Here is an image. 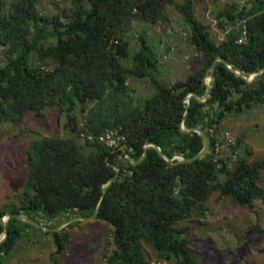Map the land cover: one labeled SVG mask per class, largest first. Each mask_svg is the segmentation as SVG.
Instances as JSON below:
<instances>
[{"label":"trees","instance_id":"16d2710c","mask_svg":"<svg viewBox=\"0 0 264 264\" xmlns=\"http://www.w3.org/2000/svg\"><path fill=\"white\" fill-rule=\"evenodd\" d=\"M171 5L181 13L190 29L185 37L201 57L185 78L164 82L155 75L156 57L145 35H139L135 54L125 35L135 20L166 18ZM195 8V0H66L64 7L42 12L40 0H0V135L8 124L23 125L30 113L57 110L69 118L66 133L35 138L27 147L20 201L0 208V239L8 230L0 264L28 228L51 234L57 253L71 244L67 227L73 224L47 233L12 216L4 225L8 212L49 224L61 215L90 217L102 199L96 220L109 229L113 248L107 264H158L147 259L145 243L161 258L201 264L181 223L203 216L216 191L245 206L264 200V157L234 160L215 151L227 113L264 104V71L248 81L218 61L208 100L187 96L204 97L205 77L218 56L240 70L264 68V0L224 6L216 15L226 32L221 41L196 18ZM244 19L248 38L238 43ZM134 78L149 79L150 97L134 98L129 84ZM182 125L209 135L204 156L186 162L176 158H192L205 145L199 132H185ZM115 128L126 136L123 144L134 160L153 142L173 161L148 146L146 157L132 164L120 147L97 138ZM114 166L119 176L104 191L118 172Z\"/></svg>","mask_w":264,"mask_h":264},{"label":"rangeland","instance_id":"374dc122","mask_svg":"<svg viewBox=\"0 0 264 264\" xmlns=\"http://www.w3.org/2000/svg\"><path fill=\"white\" fill-rule=\"evenodd\" d=\"M235 1L241 3L246 0H195L196 18L209 26L218 41L222 40L225 32L219 26L216 15L224 6ZM65 5L66 0H40L42 12H53ZM169 28L174 30L173 34L168 33ZM183 32L189 34L190 29L179 10L171 5L168 6L166 18L157 23L135 20L125 36L130 42L132 54H135L140 47L139 35H145L156 57L155 75L164 82H170L185 78L200 61V54L196 53ZM165 55L167 57L164 58ZM253 79L247 77L248 81ZM206 81L212 83L208 76ZM129 84L137 101L150 97L154 90L147 78H134ZM68 119L67 115L54 110L45 111V116L30 113L24 124L18 127L13 124L5 126L0 135V208L20 201L29 167L26 156L29 143L46 135H63L68 129L65 126ZM220 127L232 131L237 138L238 143L231 151V158L236 160L244 155L249 161H255L264 157V104L246 109L243 113H227ZM176 158L182 159L181 156ZM261 183L264 185V170ZM206 204L208 210L203 216L194 215L181 223L188 227L190 247L199 262L264 264V200L257 198L251 206H245L216 191ZM69 219V216L61 215L47 221L49 224L46 220L40 224L56 228ZM78 221L81 223H76ZM70 224L73 225L67 230L71 235V244L62 253H57L51 234L28 228L25 237L5 257L4 264H107V256L113 248L109 242L107 224L93 219L75 220L65 226ZM43 227L38 228L49 233ZM144 247L150 262L177 264L175 259L161 258L148 244L145 243Z\"/></svg>","mask_w":264,"mask_h":264},{"label":"water","instance_id":"95a60500","mask_svg":"<svg viewBox=\"0 0 264 264\" xmlns=\"http://www.w3.org/2000/svg\"><path fill=\"white\" fill-rule=\"evenodd\" d=\"M218 61H222L226 64V66L231 70L233 71L237 76H240V77H244L247 79V77H252L254 78L257 74L261 73L264 71V68H261L260 70L258 71H244V70H240L238 68H235L233 67L232 65L228 64L226 62V60L222 57V56H218L215 61L212 63V65L210 66L209 68V72L208 74L206 75V77L208 76V78H210V82H212L211 84H208L207 81H206V77H205V82L207 83V90H206V94L204 95L203 98H201L197 93L195 92H191L189 93L187 96H194L197 100H199L200 102H205L208 100V98L210 97V93H211V90H212V87H213V82H214V79H215V69H216V64ZM188 114V109L186 110V113H185V118ZM181 129L185 132H192V131H196V132H199L205 139V145L203 147V149L197 154L195 155L194 157L192 158H188V159H181L179 162H186V161H192L198 157H201V156H204L208 151H209V148H210V137L209 135L204 131L202 130L201 128L199 127H194V128H191V129H186L184 127V125L181 126ZM148 146H153L156 148V150L159 152V154L161 156H163L164 158H166L167 160L169 161H173L170 157H168L161 149V147L156 144V143H153V142H149V143H146L145 144V152L142 156L141 159L139 160H134L132 158V156L127 152L126 150V147H122V151L125 153L126 157L130 160V162L132 164H138L140 163L145 157H146V154H147V147ZM116 168V170L118 171L116 175H114V177L109 181V183L104 187V191H106V189L118 178L119 176V171H120V168L118 166H114ZM104 197V195H102V198ZM101 203H102V199L100 201V203L98 204L96 210L94 211V213L90 216V217H74V218H71L67 221H65L64 223H62L61 225H59L58 227L56 228H47V227H43L39 222L31 219L30 217L26 216V215H19V214H12L10 212H8L6 214V217H2L1 221L2 223L5 225L6 224V220L9 218V217H12V216H15V217H19L33 225H35L36 227H43L44 230H49V231H58L60 229H62L66 224L72 222V221H75V220H93V219H96L97 217V214L100 210V207H101ZM8 236V230L5 229V233H4V236L0 239V244L3 243L6 238Z\"/></svg>","mask_w":264,"mask_h":264},{"label":"built area","instance_id":"2783aa9c","mask_svg":"<svg viewBox=\"0 0 264 264\" xmlns=\"http://www.w3.org/2000/svg\"><path fill=\"white\" fill-rule=\"evenodd\" d=\"M169 34H173L174 30L172 28L168 29ZM183 36H186V32L182 33ZM247 28L245 25V19L241 21V33L237 39L238 43H244L247 41ZM167 57L166 55L164 58ZM222 129H220L221 131ZM99 141L106 143L110 147H120L122 148L124 146L123 142L126 139V136L121 133L120 129L115 128V129H110L107 130L106 132L100 134L97 136ZM89 139H92V136H89ZM94 139V138H93ZM237 145V138L234 135V133L230 130H222L221 132L218 133L217 135V142H216V147L215 151L217 154V157L219 158H225V157H230L231 158V151L235 148Z\"/></svg>","mask_w":264,"mask_h":264},{"label":"crops","instance_id":"0c3cea01","mask_svg":"<svg viewBox=\"0 0 264 264\" xmlns=\"http://www.w3.org/2000/svg\"><path fill=\"white\" fill-rule=\"evenodd\" d=\"M224 32H225V31H224ZM224 34L226 35V32H225ZM224 38H225V36H222V38H221V39L223 40ZM220 41H221V40H220ZM254 78H255V77H254Z\"/></svg>","mask_w":264,"mask_h":264},{"label":"bare ground","instance_id":"6f19581e","mask_svg":"<svg viewBox=\"0 0 264 264\" xmlns=\"http://www.w3.org/2000/svg\"><path fill=\"white\" fill-rule=\"evenodd\" d=\"M97 139V138H96Z\"/></svg>","mask_w":264,"mask_h":264}]
</instances>
